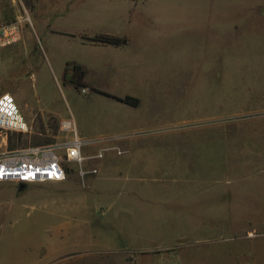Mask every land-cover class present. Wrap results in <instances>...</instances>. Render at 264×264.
<instances>
[{
    "label": "rangeland",
    "instance_id": "obj_1",
    "mask_svg": "<svg viewBox=\"0 0 264 264\" xmlns=\"http://www.w3.org/2000/svg\"><path fill=\"white\" fill-rule=\"evenodd\" d=\"M0 9L21 26L18 43L0 47V93L18 86L28 106L58 114L38 116L15 148L57 140L64 118L94 140L85 155L128 150L86 159L97 173L83 178L75 167L60 182L0 183V264H264V0H147L116 58L45 40L33 0ZM66 55L122 70L138 58L137 76L91 65L87 78L117 95L135 89L140 104L73 88L59 71ZM154 245L176 248L123 252Z\"/></svg>",
    "mask_w": 264,
    "mask_h": 264
},
{
    "label": "crops",
    "instance_id": "obj_2",
    "mask_svg": "<svg viewBox=\"0 0 264 264\" xmlns=\"http://www.w3.org/2000/svg\"><path fill=\"white\" fill-rule=\"evenodd\" d=\"M33 1L36 10L34 15L35 27L41 30L43 36L45 37V40H47V38L51 36L59 35L62 37H66L67 39H69L68 41L73 42L78 40L80 44H87L89 46H93L95 50V54L99 58H101V55H106L109 56L110 58H116L121 54L125 55V53L127 52L126 51L127 47L132 39L129 35L128 29L130 28V26L135 25L138 14L137 8L139 9L141 4L143 5L147 0H123L124 4L121 6V8L118 9L115 8L113 5L104 6L105 3L111 0H33ZM46 1H50L52 7L48 4L46 5ZM102 9L105 10L103 11ZM61 20H66L70 22V25L81 24V26L84 27L89 26L99 29L95 30L94 32L91 31L89 32L86 28H82L81 30L78 31V30H74L73 28L60 26L58 23ZM102 33L119 36V37H126L127 43L121 46H116L111 44L92 43V42L84 41L81 38V35L83 34L87 36H93ZM17 43L18 42L14 44ZM14 44L8 46H12ZM8 46H4V48ZM46 47L48 48L49 51L50 47L47 45ZM46 57H47L48 67L52 69L54 66V62H53L54 57L52 51H51V55L49 51ZM71 63H76L82 66L84 70V76L82 81L85 85L83 87L88 89L90 92L97 94H101V93L95 92L91 90V88H95L108 93H111L109 91L112 90L107 88H102L99 86V84L88 80L87 74L91 65H95L96 66L95 68H98L99 65H105L106 67L108 65H111L110 71L105 74H110L116 80H118L117 77L123 78L122 75H124V78L126 79L130 77V75L137 76L139 74L138 67L140 65V61L137 58L135 60H131V62L123 63L122 66H127V70H122L120 68L123 67H121V64L118 63L116 66L115 63H109L107 61H101V63H99L97 62V60L90 61V60L81 59L78 56L66 55L62 58L59 64V71L63 80L66 75L71 74V70H70L71 67L69 65ZM114 69H116V71ZM69 85L73 86L71 82H69ZM73 88L75 87L73 86ZM124 91H127L125 92L126 94L123 95L114 94V95L117 96L132 95L139 98L140 94L136 92L135 89L124 88ZM7 92H10L17 101L19 109L22 110L23 113L22 115L25 121L30 126V132H34L33 126L36 123L38 116H41L42 118L45 115H49V114L58 116V114L54 112L51 111H48V113L40 112L37 108L31 105L28 106V102L25 99L22 90H20L18 86L12 88L10 91ZM139 104H140V99H139ZM59 120H64V118H59ZM174 248L176 247L154 245L148 248H143L140 246L138 248L123 249V252L125 254L127 253L129 254L132 252L146 253L151 257L156 258L160 251L172 250ZM139 262H141V259H139L138 263Z\"/></svg>",
    "mask_w": 264,
    "mask_h": 264
},
{
    "label": "built area",
    "instance_id": "obj_3",
    "mask_svg": "<svg viewBox=\"0 0 264 264\" xmlns=\"http://www.w3.org/2000/svg\"><path fill=\"white\" fill-rule=\"evenodd\" d=\"M0 9V47L16 43L21 36L18 22H5ZM85 91V88L82 89ZM58 139L46 144H28L25 146L0 150V183H43L60 182L67 173L77 169L83 178L87 174L97 173L96 167L84 168V161L90 158H102L104 152L113 150L124 154L128 150L115 144L106 143L93 155H85L83 147L94 140L79 135L70 120H60ZM30 132L14 96L7 91L0 93V145L6 144L9 132Z\"/></svg>",
    "mask_w": 264,
    "mask_h": 264
},
{
    "label": "trees",
    "instance_id": "obj_4",
    "mask_svg": "<svg viewBox=\"0 0 264 264\" xmlns=\"http://www.w3.org/2000/svg\"><path fill=\"white\" fill-rule=\"evenodd\" d=\"M81 38L84 41L92 42V43H99V44H111L116 46H121L127 43L126 37H119L114 36L110 34H96L93 36H87V35H81ZM71 67V74H70V82L73 84L75 88H78L80 86H85L82 79L84 76V70L81 65L76 63L69 64ZM91 90L101 93L105 96L114 98L115 100H118L120 102H123L125 104H128L130 106H137L139 104V98L132 96V95H124V96H117L105 91H101L95 88H91ZM25 141V133L20 132H9L8 133V140H7V146L11 148H15L17 145L23 144Z\"/></svg>",
    "mask_w": 264,
    "mask_h": 264
},
{
    "label": "water",
    "instance_id": "obj_5",
    "mask_svg": "<svg viewBox=\"0 0 264 264\" xmlns=\"http://www.w3.org/2000/svg\"><path fill=\"white\" fill-rule=\"evenodd\" d=\"M18 186H19L20 189H22L25 186V184L24 183H19Z\"/></svg>",
    "mask_w": 264,
    "mask_h": 264
}]
</instances>
